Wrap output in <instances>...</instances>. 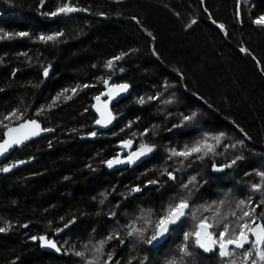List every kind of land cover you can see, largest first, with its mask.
<instances>
[{
  "label": "trees",
  "instance_id": "trees-1",
  "mask_svg": "<svg viewBox=\"0 0 264 264\" xmlns=\"http://www.w3.org/2000/svg\"><path fill=\"white\" fill-rule=\"evenodd\" d=\"M63 2L45 0L41 6L40 0H0V35L30 33L0 40V139L4 124L21 122L16 117L4 120L13 109L55 131L16 151L2 165L34 160L11 175H0V227L8 229L0 233V264H84L71 253L63 257L43 253L39 241L29 237L59 239L64 254L68 249L84 251L85 244L89 249L109 234L113 238L104 249L112 252L113 264L116 260L140 264L144 257V264H168L180 256L183 232L194 229L192 209L229 193L231 205L220 206L221 213L239 214L236 201L251 197L255 214L264 216V204L256 206L264 191L251 190L260 182L256 172L264 171V27L253 23L264 15V0H71L89 11L67 17L41 14ZM56 31L65 35L55 44L37 39ZM122 52L127 55L114 62L113 70L104 66ZM49 65L44 77L43 67ZM107 77L110 84L130 87L114 107V128L103 133L94 124L93 105L94 97L106 91ZM84 84L90 86L77 87ZM72 88L77 91L72 93ZM153 95L160 99L149 101ZM139 97L145 98L143 105L137 103ZM166 98L173 102L163 103ZM191 112L196 117L180 126L182 115ZM93 131L97 135L89 136ZM221 132L226 134L223 143L244 139L243 147H220L217 155L190 158L182 165L176 162L180 158L168 159L170 147L180 149ZM129 138L154 144V152L138 167L107 168L102 161L116 156V146ZM237 154L243 159L231 168L213 170V162L222 165ZM176 168L180 170L175 180L163 174ZM190 176L196 180L182 189ZM149 180L158 183L148 184ZM136 186L140 195L131 191ZM189 191L187 217L161 247L149 249L135 235L126 234L125 225L150 210L152 224H136L146 226L150 235L168 204ZM199 215L211 212L200 208ZM57 228L63 231L57 234ZM189 250L192 255L183 257L184 264H221L217 253L205 256L191 240ZM86 256H91V249Z\"/></svg>",
  "mask_w": 264,
  "mask_h": 264
},
{
  "label": "snow or ice",
  "instance_id": "snow-or-ice-1",
  "mask_svg": "<svg viewBox=\"0 0 264 264\" xmlns=\"http://www.w3.org/2000/svg\"><path fill=\"white\" fill-rule=\"evenodd\" d=\"M203 2V0H201ZM45 0H40V5L43 6ZM89 9L78 7L71 3V0H64L59 6L53 11H46L41 13L44 16L48 17H57L59 15L69 16L72 13L76 12H88ZM103 15V13H101ZM133 20L139 21L136 17H132ZM192 24L196 23L195 20L191 22ZM215 23V21H214ZM253 23L264 27V15L257 17L253 20ZM191 24L188 25L190 27ZM221 31L224 30L223 25H218ZM65 34L63 31L51 32L49 34H40L37 39L44 43L55 44L60 41V38ZM149 36L152 34L149 32ZM30 33L27 31H18L15 33L4 32L0 35V40L5 38L12 39L14 37H29ZM241 52H246L244 48L240 49ZM20 55H27L26 53H20ZM127 53H121L118 56H114L108 59L105 63V67L110 71L114 69V62L119 61ZM153 55H157L155 50H153ZM50 65L48 67H43L42 75L47 77L49 74ZM95 67V65H93ZM120 72H123L124 69L119 68ZM111 77L103 79V84L106 91L102 92L100 95L94 97L98 102L96 105H93L96 113H98V118L94 120L95 125H99L103 128H107L112 124L113 120L116 119V116L113 114L112 110L109 108V103L114 100L117 96L121 95L128 91L130 85L128 83H109ZM181 79L183 77L181 76ZM39 85H37L38 87ZM90 85L84 84L82 86L77 85V87H89ZM167 87V85H165ZM69 89H64L63 92H68ZM77 88H72L71 92L75 93ZM106 96V100L103 103H100V96ZM193 95H196L193 93ZM174 98V94H173ZM173 98H166L163 103L169 104L173 102ZM59 99V94L54 98L55 100ZM65 99H71V96H65ZM149 101L160 99L159 96H149L147 98ZM137 103L143 105L145 103L144 97L137 98ZM49 108L52 107L50 104ZM38 114V113H37ZM196 112H191L187 115H182L180 126L183 125L186 121H192L196 117ZM10 117H16V119L21 122L15 126H10L4 124L3 138L0 139V157H4L5 154L9 152L10 149L18 147L24 144L26 141L30 140L33 137L39 136L41 132H49L52 129L42 128L41 123L36 119H24V113H17L16 109H13L10 113L4 116V120H8ZM131 126V122L127 127ZM178 125L173 124L172 127H177ZM123 131V129H121ZM243 132V130H240ZM148 132L147 129L143 130L141 135H146ZM89 136L95 137L97 133L95 131L90 132ZM133 136L136 133H132ZM225 133L221 132L209 138L205 135L203 138L195 140L190 145H185L183 148L177 149L170 147L168 151V159L173 160V158H180L176 161L179 164H183L185 160L190 158L194 159H203L209 153L213 155L219 154L217 149L223 147L227 150L229 147L232 149L236 148V145L239 144L241 147L244 145V139L237 140L234 144L223 143ZM246 137V134H244ZM211 140V142H210ZM135 144V146H134ZM119 148L127 150L126 154L117 153L116 156H113L109 159L102 161L107 168L112 169L114 166L118 165H128L132 166L137 161L141 160L142 157L153 153L155 150L154 144H149L143 140L139 142H134L133 139H124L119 142ZM243 159L242 154L234 155L233 158L225 164L217 165L215 162L212 164L214 171H223L225 168H231L237 163V161ZM25 163L23 160H18L9 164H5L0 171L8 173L13 167H17L20 164ZM90 167V166H89ZM179 168L173 169L172 171H166L169 180H175V172L179 171ZM256 175L260 177L259 183H253L251 185V190L253 192L264 191V171H257ZM196 180L195 176H190L187 183H182L180 187L182 189H188L189 184H192ZM148 184H157V180H149ZM133 192L140 191L138 186L133 187ZM103 195V194H101ZM190 191L185 195L178 198L174 203L168 204V206L163 210V215H159L154 223L151 234L148 233V228L137 227L136 224L139 221H143L144 225L152 224L151 220V211L147 213H142L141 216L136 217V219L129 224H126L127 235L132 237L135 235L136 239L144 244L155 247L156 244H159L161 238L165 237L169 231L170 226L176 225L178 221H181V218L186 215V210L189 209V197ZM103 203V200L100 201ZM253 203L251 197H249L246 202L244 199L236 201L235 207L239 210L237 211L230 210L228 212L221 213L220 206L229 204V193L224 194V198L220 199L218 202L214 201L212 204L202 205L195 209L191 210V217L196 221L194 229L191 231L183 232V243L179 247L180 256L178 258H172L168 261V264H184L183 257L191 256L192 252L189 250V241L194 244V246L205 253L215 252L220 258L221 264H264V216L258 217L255 214V207H251ZM261 204H264V199H262L256 206L259 207ZM200 208H203L204 211H210L211 215L209 216H200ZM111 215H114L111 214ZM230 217L234 219H230ZM74 223V219L69 221L64 225V228H68L69 224ZM22 227L27 228V224H23ZM219 229L218 231H216ZM8 229L6 227H0V233L6 232ZM63 229L57 228L55 232L58 234ZM113 236L109 234L104 239L96 243H92L91 246V256H86V252L89 251L88 245H83L84 251L68 249L65 251V254H73L76 257L80 258L84 264H113V254L112 252H105L104 244L107 240H111ZM116 238L119 239V234L116 235ZM33 242L39 241L42 248L54 249L56 252H60L61 248L58 247V244L55 240L49 239L45 235L36 236L33 235L29 237ZM121 244L124 241L121 239ZM67 243V241H65ZM91 243V241H89ZM239 250V251H238ZM106 257V258H105ZM147 260V257H144V260L140 261V264H144V261ZM114 264H119V261L116 260ZM131 264V262H129Z\"/></svg>",
  "mask_w": 264,
  "mask_h": 264
},
{
  "label": "water",
  "instance_id": "water-1",
  "mask_svg": "<svg viewBox=\"0 0 264 264\" xmlns=\"http://www.w3.org/2000/svg\"><path fill=\"white\" fill-rule=\"evenodd\" d=\"M121 97H122V94L119 95V96H117L114 100H112V101L109 103V108L112 110V112H113L114 115H115V113H114V107H115V105L119 102V100L121 99ZM103 102H104V101H101V100H100V103H103ZM97 103H98V102L96 101L94 105H96ZM93 110H94V112H95V114H96V116H97V118H98V113H96L94 107H93ZM115 116H116V115H115ZM116 120H117V118H116L115 120H113L112 124H110L107 128H103V127H101V126H99V125H96V127H97L101 132H103V133H108V132H110V131L114 128L115 123H116ZM41 127L44 128L42 124H41ZM54 133H55V131H54L53 129H52V131H49V132H41V134H40L39 136L33 137V138H31L30 140L26 141L24 144H22V145H20V146H18V147H14L13 149H10L9 152H8L7 154H5L4 157H0V168H2V165H3V164H4V163H5V162H6V161H7V160H8V159H9V158H10V157L16 152V151H18V150H23L25 147H27L28 145H30V144L33 143L34 141L39 140V139L44 138V137H47V136H51V135H53ZM134 146H135V144H134ZM115 149H116L117 151H122V153H124V154H126V152H127V150H125V149H121V148H119V146H116ZM23 161H25V163L20 164V165L17 166V167H13L8 173H4V172L0 171V175H4V176L11 175V174H13V173H15V172H17V171H19V170H21V169H24L25 167H27L28 165H31V164L34 162L33 159H31V160H23ZM143 162H144V157H142L141 160L137 161V162H136L134 165H132V166H128V165H118V166H114V167L112 168V170H114V171H121V170H125V169H127V168H130V167H138V166H140ZM141 192H142V191L140 190V191L135 192V193H136L137 195H140ZM189 208H190V207H189ZM188 211H189V209L186 210V215H185L184 217L181 218V221H178L176 225H172V226H170V231H169V233H168L165 237L161 238V241H160L159 244H156L155 247H152V246H149V245H148V248H149V249H152V250H155V249L161 247L163 244H165V243L169 240V237H170V234L172 233V231H174L177 227H179V226L183 223V221L186 219L187 214H188ZM53 240H54V239H53ZM39 243H40V242H39ZM40 250H41V252H43V253L53 254V255H58V256H60V257L63 256V254H62L61 251H60V252H56L54 249H50V248H46V247H45V248H42V247L40 246ZM201 252H202L203 255L208 256V257H211V256H213V255L216 254L215 252L205 253V252H203L202 250H201Z\"/></svg>",
  "mask_w": 264,
  "mask_h": 264
},
{
  "label": "flooded vegetation",
  "instance_id": "flooded-vegetation-1",
  "mask_svg": "<svg viewBox=\"0 0 264 264\" xmlns=\"http://www.w3.org/2000/svg\"><path fill=\"white\" fill-rule=\"evenodd\" d=\"M117 153H122V151H118ZM172 232H173V231H172ZM59 236H60V235H57L56 238H59ZM48 238H49V237H48ZM49 239H53V238H49ZM54 240L57 242L58 247L61 248V245L59 244L60 241H58L59 239L57 240V239L54 238ZM39 246H40V243H39ZM61 252H62V249H61ZM51 255H53V254H51ZM64 255H65V253L63 254V256H64ZM55 256L60 257V256H58V255H55ZM63 256H62V257H63Z\"/></svg>",
  "mask_w": 264,
  "mask_h": 264
},
{
  "label": "rangeland",
  "instance_id": "rangeland-1",
  "mask_svg": "<svg viewBox=\"0 0 264 264\" xmlns=\"http://www.w3.org/2000/svg\"><path fill=\"white\" fill-rule=\"evenodd\" d=\"M105 97H106V96H102V97L100 98V100H101V101H105V100H106ZM104 246H107V244H104ZM89 249H91V247H89ZM104 250L106 251V248H105ZM107 251H108V249H107ZM105 258H106V257H105Z\"/></svg>",
  "mask_w": 264,
  "mask_h": 264
}]
</instances>
